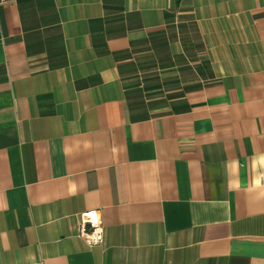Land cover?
<instances>
[{"label": "crops", "instance_id": "crops-1", "mask_svg": "<svg viewBox=\"0 0 264 264\" xmlns=\"http://www.w3.org/2000/svg\"><path fill=\"white\" fill-rule=\"evenodd\" d=\"M0 264H264V0L0 4Z\"/></svg>", "mask_w": 264, "mask_h": 264}, {"label": "built area", "instance_id": "built-area-1", "mask_svg": "<svg viewBox=\"0 0 264 264\" xmlns=\"http://www.w3.org/2000/svg\"><path fill=\"white\" fill-rule=\"evenodd\" d=\"M3 3H5V0H0V4ZM78 234L89 247L101 244L103 235L102 224L96 213L90 212L80 216Z\"/></svg>", "mask_w": 264, "mask_h": 264}]
</instances>
